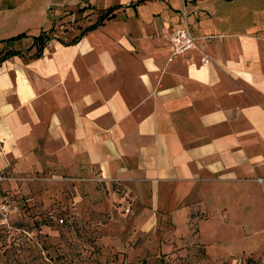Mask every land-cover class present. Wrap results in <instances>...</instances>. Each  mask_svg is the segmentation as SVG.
<instances>
[{"label":"crops","instance_id":"0c3cea01","mask_svg":"<svg viewBox=\"0 0 264 264\" xmlns=\"http://www.w3.org/2000/svg\"><path fill=\"white\" fill-rule=\"evenodd\" d=\"M85 4L73 31L52 0H0V171L67 181L75 202L97 180L141 234L262 223L264 19L237 0ZM184 23L195 46L171 56L161 33Z\"/></svg>","mask_w":264,"mask_h":264},{"label":"rangeland","instance_id":"374dc122","mask_svg":"<svg viewBox=\"0 0 264 264\" xmlns=\"http://www.w3.org/2000/svg\"><path fill=\"white\" fill-rule=\"evenodd\" d=\"M52 1L66 8L57 17H72L73 31L79 15L90 13L84 11L91 7L85 0ZM237 1L246 5L245 20L263 21L264 0ZM84 17L83 22L94 19ZM0 177V264H264V220L252 221L250 208L243 216L249 228L243 231L240 224L246 223L232 222L231 230L217 228L212 237H196L194 222L180 219L174 221V237L163 227L141 234L131 231L120 204L109 207L108 191L97 180L99 196L87 203L75 202L79 190L49 175L24 178L0 171ZM256 225L262 231L251 233Z\"/></svg>","mask_w":264,"mask_h":264},{"label":"built area","instance_id":"2783aa9c","mask_svg":"<svg viewBox=\"0 0 264 264\" xmlns=\"http://www.w3.org/2000/svg\"><path fill=\"white\" fill-rule=\"evenodd\" d=\"M162 36L167 40V49L171 56L178 55L195 46L194 39L185 23L178 28H174L169 32L163 33ZM208 61L209 57L206 54L202 53L199 56L200 65H205ZM123 211L127 212V208H124ZM58 222L60 223L61 219H58Z\"/></svg>","mask_w":264,"mask_h":264},{"label":"trees","instance_id":"16d2710c","mask_svg":"<svg viewBox=\"0 0 264 264\" xmlns=\"http://www.w3.org/2000/svg\"><path fill=\"white\" fill-rule=\"evenodd\" d=\"M101 16H102V15H99V17L96 19V22H98V21L101 19V18H100ZM20 35H21V33L15 35V36L9 37L7 40H9V39H16V38H18ZM42 42H43L42 34H39V35H36V36H33V37H32V43H33V44L40 46V45L42 44ZM8 51L11 52V50H8ZM8 51H7L6 53H3V54L0 56V58L5 57L6 55L10 54V52H8ZM12 52H13V51H12Z\"/></svg>","mask_w":264,"mask_h":264}]
</instances>
